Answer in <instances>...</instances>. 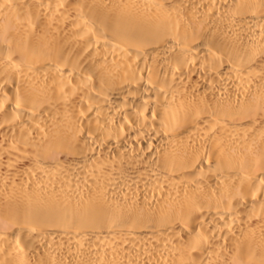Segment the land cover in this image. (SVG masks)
Returning a JSON list of instances; mask_svg holds the SVG:
<instances>
[{
  "label": "bare ground",
  "instance_id": "obj_1",
  "mask_svg": "<svg viewBox=\"0 0 264 264\" xmlns=\"http://www.w3.org/2000/svg\"><path fill=\"white\" fill-rule=\"evenodd\" d=\"M0 264H264V0H0Z\"/></svg>",
  "mask_w": 264,
  "mask_h": 264
}]
</instances>
